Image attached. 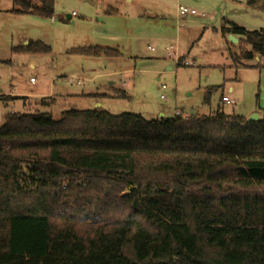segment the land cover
Returning a JSON list of instances; mask_svg holds the SVG:
<instances>
[{"label": "trees", "instance_id": "1", "mask_svg": "<svg viewBox=\"0 0 264 264\" xmlns=\"http://www.w3.org/2000/svg\"><path fill=\"white\" fill-rule=\"evenodd\" d=\"M12 1L14 14L55 13V0ZM221 33L241 37L234 63L264 58V29L228 23ZM50 50L40 41L13 48ZM70 53L121 55L101 46ZM0 264H264V116L6 112Z\"/></svg>", "mask_w": 264, "mask_h": 264}, {"label": "rangeland", "instance_id": "2", "mask_svg": "<svg viewBox=\"0 0 264 264\" xmlns=\"http://www.w3.org/2000/svg\"><path fill=\"white\" fill-rule=\"evenodd\" d=\"M246 1L133 0L125 6L123 0H55L51 18L14 14L13 1L0 0V98L22 97L8 107L0 100L1 120L9 111L49 112L58 119L67 110L96 108L147 119L172 117L176 111L211 116L219 108L247 119L255 111L263 116L264 68L256 58L234 63L230 52H239L240 41L228 45L221 33L224 18L248 30L264 29V11ZM109 4L119 14L110 13ZM178 6L198 14L179 17ZM24 40L43 42L51 50L31 54L39 57L29 66L28 54L13 52L26 46ZM85 46L117 48L122 56L70 53ZM169 52L177 53L178 61ZM213 87L218 88L206 103ZM120 91L126 97L95 96ZM225 96L234 103L224 102Z\"/></svg>", "mask_w": 264, "mask_h": 264}, {"label": "crops", "instance_id": "3", "mask_svg": "<svg viewBox=\"0 0 264 264\" xmlns=\"http://www.w3.org/2000/svg\"><path fill=\"white\" fill-rule=\"evenodd\" d=\"M115 2H116V4L118 3V0H115ZM247 2V5H248V7H250V8H252L253 10H257V11H260V12H262V11H264V8H261V7H253V6H250L249 4H248V0L246 1ZM133 3V0H123V4L125 5V6H129V5H131ZM179 7V6H178ZM108 8L109 9H107L110 13H118L119 14V12H120V9L119 8H117V7H115V6H113V5H108ZM102 9H103V7H102ZM178 16L179 17H185V16H188V15H180L179 14V12H178ZM54 16H52L51 18H53ZM70 18H72V16H70L69 15V19ZM228 23H235V24H237V25H239L238 23H236V22H233V21H229V20H227V19H225L224 18V22H223V26L222 27H225V26H227L228 25ZM240 26V25H239ZM242 26V25H241ZM243 27V26H242ZM245 28V27H244ZM181 29V27H179V30ZM247 29V28H246ZM261 29H263V28H261ZM260 29V30H261ZM248 30V29H247ZM255 30H259V29H255ZM250 31H253V30H250ZM230 34H228V36H229ZM236 37H238L239 38V41H240V39H241V37L240 36H238V35H235ZM225 40H226V43L229 45H231V43H233V44H237V43H234V42H231L230 40H228L227 41V36L225 37ZM30 41H28V40H24V44L23 45H27L28 43H29ZM101 47H104V46H101ZM106 47H109V46H106ZM170 47V46H169ZM150 49V48H149ZM229 49H230V47H229ZM120 51V50H119ZM120 53H121V55L120 56H117V58H120L121 56H122V52L120 51ZM20 54H24V53H20ZM25 55V54H24ZM29 55V54H28ZM28 55H25V62L27 61V63L29 64V66H32L34 63H35V61L38 59V57H39V55H35V56H32L31 54V57H29ZM116 58V57H115ZM254 58H256L257 59V61L259 62V65H260V67H262V68H264V66H263V64H264V58L260 55V54H256L255 56H254ZM253 58V59H254ZM35 65V64H34ZM245 66H247V65H245ZM33 82H35V81H33ZM114 82H112L111 84H113ZM35 84V83H34ZM230 90H232V88L230 89ZM47 97H50V98H53L54 96H52V95H47ZM226 97V96H225ZM96 102H98V100H96ZM98 106L100 105L99 103L97 104ZM251 112H253V111H251ZM250 112V113H251ZM255 112H257V111H255ZM255 112H253V113H255ZM257 113H259V115H260V118L261 117H263V116H261V113L260 112H257ZM243 116V115H242ZM245 117V116H244ZM245 118H247V117H245Z\"/></svg>", "mask_w": 264, "mask_h": 264}, {"label": "built area", "instance_id": "4", "mask_svg": "<svg viewBox=\"0 0 264 264\" xmlns=\"http://www.w3.org/2000/svg\"><path fill=\"white\" fill-rule=\"evenodd\" d=\"M178 12L180 15H196L198 14L197 11L195 9H191L189 7H185V6H179L178 7ZM151 50H155V48L153 46H150L149 47ZM170 48H173L172 46ZM169 49V48H168ZM176 54V55H175ZM169 55L170 56H174L176 58V61H178V56H177V53H172V52H169ZM185 65H189V62L185 61L184 62ZM165 88V86H163V89ZM223 101L226 102V103H234V101L230 100L228 97H223ZM175 115L177 116H181L182 118H187L188 115L186 114H182L180 113L179 111H176L175 112Z\"/></svg>", "mask_w": 264, "mask_h": 264}, {"label": "water", "instance_id": "5", "mask_svg": "<svg viewBox=\"0 0 264 264\" xmlns=\"http://www.w3.org/2000/svg\"><path fill=\"white\" fill-rule=\"evenodd\" d=\"M229 40L231 41V42H234V43H237L238 41H239V38L238 37H236L235 35H233V34H230L229 35ZM196 114V112L195 111H192L191 112V115H195ZM162 117H163V115H162ZM260 119V115H259V113H253L249 118H248V121H250V122H253V121H258Z\"/></svg>", "mask_w": 264, "mask_h": 264}]
</instances>
